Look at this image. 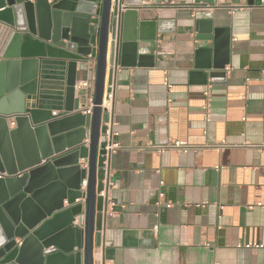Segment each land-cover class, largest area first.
<instances>
[{
  "label": "crops",
  "instance_id": "crops-1",
  "mask_svg": "<svg viewBox=\"0 0 264 264\" xmlns=\"http://www.w3.org/2000/svg\"><path fill=\"white\" fill-rule=\"evenodd\" d=\"M140 2L139 18L173 20L174 31L156 25L153 39L126 42L116 55L111 113L120 147L108 164L107 191L115 206L99 246L94 237V264H264V5ZM191 2L201 7L182 6ZM197 19L229 34L225 76L206 84L194 73ZM109 48L110 39L107 58ZM95 69L88 57L76 83L95 80ZM46 83L51 94L64 88ZM31 106L53 107L55 118L68 114L63 100ZM169 139L189 149L156 152Z\"/></svg>",
  "mask_w": 264,
  "mask_h": 264
},
{
  "label": "water",
  "instance_id": "water-1",
  "mask_svg": "<svg viewBox=\"0 0 264 264\" xmlns=\"http://www.w3.org/2000/svg\"><path fill=\"white\" fill-rule=\"evenodd\" d=\"M140 8V0H0V264H94L108 180L101 104L109 39L111 65L122 44L153 39L156 25L174 31L173 20L139 18ZM194 29L202 43L194 73L202 84L223 79L228 30L211 19ZM88 57L96 59L94 107L82 114L74 112L75 84ZM59 61L63 76L50 69ZM49 80L63 81L62 92L51 94ZM46 99L63 100L68 114L31 106Z\"/></svg>",
  "mask_w": 264,
  "mask_h": 264
},
{
  "label": "built area",
  "instance_id": "built-area-1",
  "mask_svg": "<svg viewBox=\"0 0 264 264\" xmlns=\"http://www.w3.org/2000/svg\"><path fill=\"white\" fill-rule=\"evenodd\" d=\"M183 7L187 6H193L195 8L201 7L196 5V3L191 2V4H184L182 5ZM109 58V56H108ZM108 58H107V67H106V73H105V78H104V86H103V96H102V110L104 114L103 122L102 125L106 127V131L104 134L105 137V147H104V156L105 160L104 162V168L107 171V177H108V164L110 161L111 156L116 152V150L120 147V144L116 141L115 137L117 135V132L114 131L113 129V120H112V104L114 101L115 97V80H114V71L117 69V65L115 64H108ZM109 70H111V73L109 74ZM59 73H57L60 76L64 75V69H58L57 70ZM94 81H80L79 83L75 84V88L78 89L80 92L79 94V99L80 103L78 108H74V112H81L82 114H92V110L94 107ZM168 87H171V85H167ZM204 95L209 97V92L206 90L204 92ZM8 122L10 123L11 126H14V116L10 117L8 119ZM156 152L162 153L166 149H176L178 151H186L189 148L182 144L179 140H171L169 139L165 144H159V145H154ZM1 176V174H0ZM108 179V178H107ZM105 183V182H104ZM162 184V181L160 182ZM105 190L102 191V196L105 197L106 203L105 206L103 207L102 214L104 218H106L112 211L113 207L115 206V202L107 195V191L110 187L109 180L106 181L105 183ZM164 193L159 192V198H163ZM158 204L161 202L158 201ZM261 206V204H258ZM166 206L169 207L171 206V202H167Z\"/></svg>",
  "mask_w": 264,
  "mask_h": 264
},
{
  "label": "trees",
  "instance_id": "trees-1",
  "mask_svg": "<svg viewBox=\"0 0 264 264\" xmlns=\"http://www.w3.org/2000/svg\"><path fill=\"white\" fill-rule=\"evenodd\" d=\"M63 65H64L63 62H59V64H57V65H55V66H51L50 69L53 70V72L57 74V73H59V72L57 71L58 69H64V68H63ZM57 75H58V74H57ZM59 101H61V100H59ZM59 103H61V102H59Z\"/></svg>",
  "mask_w": 264,
  "mask_h": 264
}]
</instances>
